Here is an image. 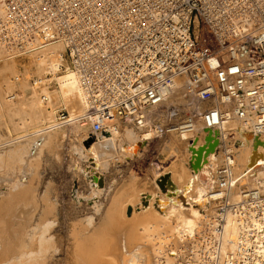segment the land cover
Masks as SVG:
<instances>
[{
    "label": "bare ground",
    "instance_id": "1",
    "mask_svg": "<svg viewBox=\"0 0 264 264\" xmlns=\"http://www.w3.org/2000/svg\"><path fill=\"white\" fill-rule=\"evenodd\" d=\"M60 1L80 17L100 10L95 0ZM18 2L16 9L0 1V264H264V215L246 201L264 188V133L253 132L252 119L228 117L216 100L196 95L188 73L174 76L158 102H140L141 113L125 117L112 103L129 94L120 69L127 56L100 49L120 46L117 39L135 35L138 22L123 24L111 5L96 31L102 43L88 48L84 33L80 59L68 60L74 35L67 30L78 23L67 28L63 21V37L38 48L27 40L34 32L26 19L28 2L36 1ZM232 7L239 26L246 7ZM168 116L178 119L166 123ZM158 136L165 156L138 174L135 161ZM65 141L74 172L86 167L91 195L84 199L93 211L69 216L63 233L57 225L66 220L51 191L31 182L44 154L60 157ZM123 167L128 175L113 176ZM104 193L106 203L99 199Z\"/></svg>",
    "mask_w": 264,
    "mask_h": 264
},
{
    "label": "built area",
    "instance_id": "2",
    "mask_svg": "<svg viewBox=\"0 0 264 264\" xmlns=\"http://www.w3.org/2000/svg\"><path fill=\"white\" fill-rule=\"evenodd\" d=\"M0 1L16 6V9L22 4L18 0ZM35 1L33 6L28 2L30 15L26 18L34 32L27 34L31 45L43 48L55 43L63 37L60 32L63 21L67 28L70 22L78 23L76 30H67L74 35L66 45L64 55L69 57L68 60L71 57L80 59V47L83 46L80 38L84 33L88 35L82 41L88 48L102 43L101 37H96V31L103 28L102 15L107 14L111 5L119 8L123 24L138 22L135 35L129 33L128 37L117 39L120 46L113 41L110 45L102 44L100 49V52L109 51L100 53L102 55L127 56L120 69L129 94L120 100L115 98L112 103L125 117L141 113L136 106L140 102H158L161 91L172 85L174 76L188 73L192 83L187 85L194 86L196 95L216 100L217 106H222L228 117L230 114L250 117L253 132L264 133V0H95L94 5L100 10L88 9L89 16L83 18L71 11L66 1ZM82 1L75 0L77 3ZM232 5L239 7L238 10L246 7L247 17H237L239 26L234 24ZM57 9H60L59 14L53 15ZM208 11L216 15L213 22ZM227 15L231 24L227 22ZM22 25L25 27L24 22ZM105 36V39L110 38L107 33ZM18 41L17 48L22 50L24 46ZM212 58L217 62L213 64ZM91 73L87 72V75ZM108 105L102 104L101 110ZM213 111H208L204 117L208 119ZM67 114L63 109L61 118H66ZM219 123L217 119L212 124L208 122V126ZM262 167L264 169V164ZM246 199H253L250 208L264 215V188L255 198Z\"/></svg>",
    "mask_w": 264,
    "mask_h": 264
},
{
    "label": "rangeland",
    "instance_id": "3",
    "mask_svg": "<svg viewBox=\"0 0 264 264\" xmlns=\"http://www.w3.org/2000/svg\"><path fill=\"white\" fill-rule=\"evenodd\" d=\"M161 108L164 109L166 107L163 106ZM183 116L180 115L178 116V118L182 119ZM178 118H174V117L172 118L168 116V121L166 123H174V121H176ZM161 141H163L162 136H158L152 139L147 146L146 154L142 156L143 158L140 157V159H137L138 161H135L134 165L138 169V172H137L138 174L143 172V170L146 171L147 165L149 166L151 165L152 162H156L159 153L160 154L162 153L165 156V153H163L162 150H160V146H161L160 144H162ZM204 143H206L205 139H204V142H202V144ZM60 152H61L60 157H56L54 155L51 157V155L44 154V157L42 161L40 162L41 165L38 169V174H36V177L32 179L31 184L32 186L35 187V189L37 187L38 191L39 190L41 192L49 191V190L51 191V195L58 205V210H57L58 215H63L66 220L65 223L60 222L61 225L60 226L57 225V227H61V229L63 230V233H65L66 230L69 229L70 227L69 223H67L70 218L69 216H71L73 219L75 217H78L79 215H84V214L86 215V213L89 214L91 213V211H93V209L89 208L91 202L84 199L91 195L89 191L91 189H90V186H88V180H86L87 179L86 176L88 175L84 173V171L86 170V167H82V172H79V173L74 172L73 168H74V165H76V162H73L72 160V156L70 155V152L67 146V141L62 143ZM114 174L115 175L113 176H118V175L120 176L121 174L128 175L129 172H128L127 167H123L122 169H119V173L114 172ZM91 181L93 182L92 179ZM77 192H78V197L79 198L82 197L81 198L82 201L80 200L79 203H77L75 199L77 197L76 196ZM108 195L110 197V194H106V193L102 194L101 197L99 198L100 201L102 200L101 201L102 203L108 202L110 199ZM74 208H76V210ZM67 235H68V232L66 233V235H63L62 238H67Z\"/></svg>",
    "mask_w": 264,
    "mask_h": 264
}]
</instances>
